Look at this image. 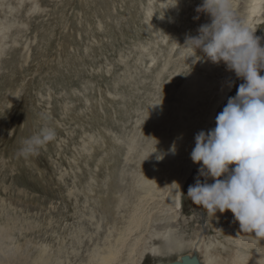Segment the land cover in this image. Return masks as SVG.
<instances>
[{
  "label": "rangeland",
  "instance_id": "obj_1",
  "mask_svg": "<svg viewBox=\"0 0 264 264\" xmlns=\"http://www.w3.org/2000/svg\"><path fill=\"white\" fill-rule=\"evenodd\" d=\"M175 2L0 0V226L11 228L0 257L85 264L108 235L118 236L156 168L160 175L142 198L145 226L128 241L144 235L138 264L181 254L203 261L210 245L209 257L219 264L261 256L264 263V239L242 238L230 210L212 216L187 196L197 178L205 180L191 159L195 136L215 128L245 81L200 50L201 60L186 58V38L211 17L196 11L203 0L168 7ZM254 4L233 0L264 46V0L256 10ZM45 128L54 129L55 139L26 153L25 141ZM176 197L180 204L173 205ZM168 231L197 247L154 255L150 245L159 242L151 235Z\"/></svg>",
  "mask_w": 264,
  "mask_h": 264
},
{
  "label": "clouds",
  "instance_id": "obj_2",
  "mask_svg": "<svg viewBox=\"0 0 264 264\" xmlns=\"http://www.w3.org/2000/svg\"><path fill=\"white\" fill-rule=\"evenodd\" d=\"M196 11L210 14L211 23L201 25L197 36L186 38V58H194V63L201 60L200 56L197 59L200 50L211 62H224L245 82L217 115L215 128L195 136L191 159L201 164L198 177L205 180L202 183L197 178L187 196L212 216L230 210L243 233L264 239V75L260 74L264 46L237 16L233 0H203ZM55 136L54 129H42L25 141L24 151L36 153ZM169 151L175 154V144ZM164 155L160 153L156 159L162 160ZM208 178L214 182L208 183Z\"/></svg>",
  "mask_w": 264,
  "mask_h": 264
},
{
  "label": "bare ground",
  "instance_id": "obj_3",
  "mask_svg": "<svg viewBox=\"0 0 264 264\" xmlns=\"http://www.w3.org/2000/svg\"><path fill=\"white\" fill-rule=\"evenodd\" d=\"M252 1H253V3H255L253 5L252 9H254V10L258 9V4L260 3L261 0H252ZM227 91L230 92V90L226 88L225 91L223 92V94L221 95V98H223L225 95H227ZM155 169H152L151 179L143 180L142 189L147 192V195L151 194V192L149 191V188H146L147 184L152 183L153 179L160 175V173L156 172ZM184 182L185 181L182 179L181 183L178 185V188L183 186ZM174 192H175V194H174V196H175L176 193L178 192L177 189ZM140 194H141V192H140ZM147 195L145 194V197ZM141 196H139V197H141ZM145 197L143 196V197L139 198L140 203H136V205L132 208L133 211H132V213L130 212L131 214L129 215L128 221H126L125 225L123 226V228L119 232L118 236L114 239V241L112 239H110V235H108L107 236L108 242L106 241L105 247H103L102 249L99 248L98 250H95L90 256H87L86 257L87 262H85V264H138L139 260L136 259V255H138L139 252H137V250H138L139 245L142 246L139 248H143V246H145L144 245V243H145L144 242V235H141L140 237H138V239H136L134 242L132 241L133 243L130 241L132 243V244L130 243L131 245H129L128 241L130 240L132 235H134V233L140 232V230L145 226V221H144V219H145L144 211L145 210L143 209L144 206L142 204V198H145ZM177 197L175 199L173 198L174 201L171 202L173 205L174 204H180L179 201H176V199H178ZM137 202H139V200ZM143 203H146V202L143 201ZM7 226H9V225L7 224ZM7 226L6 225L4 227L0 226V251H1L2 245L5 243L4 242V240H5L4 236L8 234V232H9L8 230H11V228L8 229ZM6 229H8V230H6ZM204 229L206 230V228H204ZM202 232H205V231H202ZM238 233L242 234L241 235L242 238L244 236L250 235V234L243 233L241 231V229L237 230V234ZM8 236L9 235H7V237ZM151 236L154 238V240H158V242H159V243L154 242L153 244L150 245V248H149V251L154 253V255H156V256H160V255H164V254L168 255L171 253L179 254V253H182L191 247L196 246L194 242H192V243L190 242L191 244L190 243H184L181 240V238H179V239L175 238V236H173V233L171 231H168L165 233L155 232V234H152ZM202 241H204V240L202 239ZM128 246H130V247H128ZM210 246H207L205 248L207 253H206V258L203 261L200 259V256H199L201 264H219L215 258H210L211 256L208 253ZM126 247H128L129 248L128 250H130L129 255L125 256V257L121 256L124 254L122 252H123V250L125 251ZM260 248H261V254L264 255V248H262V247H260ZM143 254L144 253H141V252L139 253L140 256H142ZM182 255H184V254H181V256ZM193 255H196V254H190V256H193ZM181 256L179 258H181ZM64 257L67 258V256H64ZM262 257L263 256H261L260 259H263ZM54 258L55 257H52V259H54ZM52 259L49 256H36L35 259L33 260L32 256H22V255L17 256L16 253H13L12 256H7L6 258L0 257V263L1 264H51L52 263L51 261H53ZM260 259H257V261L254 260L250 264H264L263 260L260 261ZM57 260H58V258H57ZM57 260H56V262H58ZM235 263L240 264V262L237 259H236ZM61 264H62V262H61Z\"/></svg>",
  "mask_w": 264,
  "mask_h": 264
},
{
  "label": "water",
  "instance_id": "obj_4",
  "mask_svg": "<svg viewBox=\"0 0 264 264\" xmlns=\"http://www.w3.org/2000/svg\"><path fill=\"white\" fill-rule=\"evenodd\" d=\"M154 264H201V262L197 254L193 256H190V254H184L181 256V258H178L176 260L158 262Z\"/></svg>",
  "mask_w": 264,
  "mask_h": 264
}]
</instances>
